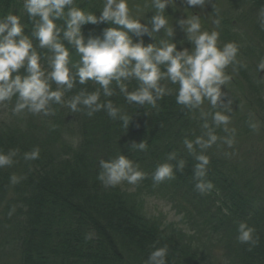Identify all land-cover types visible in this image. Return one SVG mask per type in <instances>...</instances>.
Returning <instances> with one entry per match:
<instances>
[{
  "label": "trees",
  "instance_id": "1",
  "mask_svg": "<svg viewBox=\"0 0 264 264\" xmlns=\"http://www.w3.org/2000/svg\"><path fill=\"white\" fill-rule=\"evenodd\" d=\"M141 1L136 0L129 6V14L141 23H148L155 9L152 0ZM221 1L230 10L218 11ZM104 3L105 0H74L73 6L99 17ZM206 6L213 16L210 26L228 37L226 27L232 29L236 22L230 15L231 9L252 8L260 15L264 0H206ZM251 13L254 12L248 16ZM9 14L19 16L25 35L40 56L42 69L46 74L50 72L52 52L40 48L33 36L39 18L29 17L24 0H0V19ZM164 15L168 19L167 27L174 31L172 37L161 29L153 33L154 38L130 33L133 41L142 39L145 45L157 46L162 41L174 42L178 50L191 49L175 8L166 6ZM216 20L220 22L218 26ZM56 23L61 29V42L69 49L70 70L75 72L72 65L79 63L80 55L63 40L64 19ZM207 24L208 21L201 23V31L211 32ZM108 27L120 26L110 22L87 23L82 26V33L87 40L90 35L102 36ZM254 52L249 53L254 56L257 70L264 54L259 56ZM19 74H26L23 68ZM258 74L254 82L248 73L240 71L239 79L231 76L232 81L222 86L225 104L240 103L237 112L230 104L228 109L224 104L213 108L207 100L192 110L177 104L178 85L168 80L160 81L168 94L157 101L156 107L128 103L115 81L110 84L111 97H105L100 85L91 80L85 84L77 82L65 91L63 99L68 101L82 91L100 90L101 102L110 100L121 114L132 118L127 129L122 120L110 118L105 110L89 116L88 109L82 105L78 106L79 111L71 112L65 104L52 103L50 115L34 114L27 109L16 113L17 96L4 101L6 112L0 117V151L16 150L17 154L11 166L0 167V256L12 244L17 264H146L154 249L166 247L167 264H215L209 259L210 254L199 248L198 242L207 239L212 246L217 243L222 247L224 260L220 264H264V156L253 165H244L225 153L224 142L226 137L233 139L232 146L227 145L228 152L233 153L236 140L256 135L257 131L264 136V88L256 82ZM49 83L55 90L57 85L53 81ZM125 83L129 91L138 87L135 79ZM244 91L254 97L250 98ZM229 109L234 125L227 127V132L223 125L213 126L217 141L206 149L195 146V153H189L184 139L194 141L204 136V120L211 125L216 111L226 113ZM142 140L147 144L146 150L130 148L133 141ZM261 144L264 150V142ZM34 148H39V158L25 160L24 154ZM173 152L176 158L168 160L169 153ZM201 153L209 158L203 179L213 184L204 194L195 188L197 181L193 175L197 164L195 155ZM121 154L138 165L145 178L132 185L131 190L120 185L105 188L98 179L100 160H111ZM180 160L185 162L182 171L176 167ZM165 162L173 165L175 177L157 184L152 179L153 173ZM13 175L19 178L15 184L10 180ZM147 195L171 201L177 214L182 213L192 229L172 227L168 231L161 219L144 212L143 198ZM241 222L254 229V242L241 243L237 239Z\"/></svg>",
  "mask_w": 264,
  "mask_h": 264
},
{
  "label": "clouds",
  "instance_id": "2",
  "mask_svg": "<svg viewBox=\"0 0 264 264\" xmlns=\"http://www.w3.org/2000/svg\"><path fill=\"white\" fill-rule=\"evenodd\" d=\"M183 2L189 8H202L206 4V0ZM171 3L172 0H152L155 14L148 23H141L140 19L130 16L128 0H105L99 17L74 7V0H24V9L29 17L39 18L34 25L33 36L39 41L40 48H48L52 52L49 59L51 71L46 74L42 69L40 56L33 47L32 40L25 35L19 16L9 14L0 19V102L17 96L14 112L19 113L27 109L34 114L44 115L52 114L49 108L52 103L65 104L71 112L79 111L78 106L82 105L88 109L87 115L92 116L97 111L105 110L110 118L122 120L127 129L132 118L121 114L120 109L110 100L101 102L100 90L82 91L68 101L63 99L65 91L71 90L77 82L85 84L91 80L100 85L105 97H111L113 90L110 84L115 81L128 103L156 107L157 101L168 94V90L160 81L168 80L178 85L177 104L192 110L199 108L207 100L213 108L218 104H224V107L228 108L230 101L224 103L226 99L222 86L227 84L230 77L224 70L228 65L237 63L238 46L234 42H228L223 47H218L219 33L201 31L198 16L193 15L178 21L186 33L187 40L192 44L191 49L178 50L174 42L162 41L157 46L155 43L145 45L142 39L133 41L130 33H135L138 37L147 34L154 38L153 33H158L161 29L172 37L174 31L167 27L168 19L164 15L166 6ZM60 19H64L63 40L71 44L80 55L79 63L72 65L75 72L69 67V49L60 39L61 29L56 23ZM98 22H110L120 27H108L103 30L102 36L90 35L85 40L82 26ZM215 23L218 26L220 22L216 20ZM260 25L264 28V9L260 11ZM21 68L26 73L23 76L19 74ZM261 70H264V59L257 67V71ZM131 79L138 81V87L129 91L125 81ZM49 81L57 85L55 90ZM229 122L230 117L225 111H216L212 115L211 125L204 120V136H198L194 141L184 139L186 149L189 153H195V146L201 149L211 147L218 139L214 127L223 125L224 131L227 132ZM224 142L231 147L233 139L226 137ZM130 148L143 151L146 150L147 144L145 140L139 143L133 141ZM16 154V150L7 153L0 151V167L11 166ZM38 158L39 148L24 154L25 160ZM175 158L174 152L169 153L168 160ZM195 159V188L204 194L213 188L210 181L203 179L209 158L201 153L195 155ZM176 167L182 171L185 162L180 160ZM100 168L98 179L105 188L115 187L125 181L135 185L145 178V173L124 154L107 161L100 160ZM174 177L173 165L165 162L156 167L152 179L158 184ZM18 179L15 175L10 177L13 184L17 183ZM253 232L254 229L246 222H241L237 239L241 243L254 242ZM166 256V247L156 248L150 253L146 264H167Z\"/></svg>",
  "mask_w": 264,
  "mask_h": 264
},
{
  "label": "rangeland",
  "instance_id": "3",
  "mask_svg": "<svg viewBox=\"0 0 264 264\" xmlns=\"http://www.w3.org/2000/svg\"><path fill=\"white\" fill-rule=\"evenodd\" d=\"M135 1L136 0H128V6L133 5ZM144 1L147 0H142L141 2ZM171 5L175 8L179 16H181V19H186L187 17H191L192 15L196 16V14H198L197 16L200 18V23L203 22V24H205L208 21L207 25L209 26L211 32L216 31L214 26H210L213 22V16L211 15L209 7H207L206 4L202 8L198 6L189 8V6L186 5L183 0H172ZM220 5L221 7L218 8V11L225 12L230 10L228 5L224 3V1H221ZM250 12L254 13H251L248 16ZM230 15L232 18L235 17V26H233L232 29L226 27V29H228V35L230 37H227L223 34V32L221 33V31H219L217 46L223 47V45L228 42H234L238 46V53L236 57L237 63L228 65L224 70L226 72L225 74L230 77L229 81H232L231 76H233L235 79H239L238 76L239 72L241 71L242 73H248L250 80H254L255 82L256 73H259V80H256V82H259L257 84H262V88H264V70L262 72L255 70V60L253 59L254 56H252L253 50L255 51L254 53L258 54L259 56H262V54H264V39L262 38V35H264V28H261L260 25V15L256 13L255 10H252V8H241L240 6L236 8L233 7L231 9ZM241 65H243V67ZM232 90L235 89L232 88ZM244 93L246 95H249L250 98L254 97V95L251 92L249 93V91H244ZM232 105L234 107V111L237 112V108L240 103L230 104V106ZM5 106L6 104L4 102H0V117L3 116L6 112ZM226 113L230 117V122L227 125V127L230 128L234 125V117L232 115L231 109L227 110ZM236 121L237 120L235 119V122ZM254 133L256 135L249 134L250 137H243L236 140L234 143L235 151L233 153L228 152V148L226 145L225 153L231 159H234L236 161L238 160L244 165H253L256 162L261 161L264 156L263 145L261 144L262 142H264V136L261 137V132L258 133V131ZM68 134L73 136L71 132H68ZM260 137L262 141H260ZM120 186L123 188H129L130 190L133 189V186L129 185L126 181L122 182ZM143 207L144 212L147 215L156 216L161 219L163 221L164 227L168 231H171L172 227L192 229L182 217V213L177 214V208H175L172 202L167 199L155 195H147L143 198ZM8 241L11 243L10 239ZM209 242L210 241H208L207 239H202V241L198 242L199 248L201 247L202 251L208 252L210 254L209 259L215 261V264H220L222 260H224L222 247L217 243L215 244V246H212ZM11 245L8 247V251L5 252V255L0 256V259L3 262L2 264H17V257L15 255L16 250L14 249V247H11Z\"/></svg>",
  "mask_w": 264,
  "mask_h": 264
}]
</instances>
